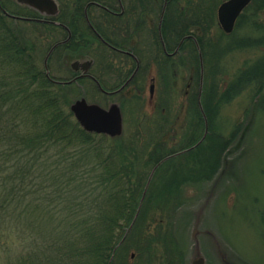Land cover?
Wrapping results in <instances>:
<instances>
[{"label":"trees","instance_id":"trees-1","mask_svg":"<svg viewBox=\"0 0 264 264\" xmlns=\"http://www.w3.org/2000/svg\"><path fill=\"white\" fill-rule=\"evenodd\" d=\"M89 1L109 6L118 2L70 0L71 13L64 7L57 19L69 25L71 36L51 55L63 47L74 52L73 47L77 46L89 50L95 47V41L103 57L105 52L123 56L112 47L133 51L139 58L140 68L130 86L135 84V94L141 95L152 60L161 74H165L173 58L165 53L159 39L163 0H143L146 4L144 21L138 8H128L115 15L110 10L119 9L114 7L105 10L89 6L87 15L92 27L84 15V6ZM6 3L0 0V5L10 13L35 16L11 10ZM192 4L193 0H167L161 33L167 52L173 51L183 36L194 35L207 66V58L216 49L213 28L219 29V24L216 14L209 11L202 15L203 9L199 12ZM20 9L28 10L24 6ZM148 17L153 21L148 23ZM10 19L0 8V254L7 259L4 264H133L127 258L131 246L137 247L132 242V233L147 219L144 209L153 201L150 195L157 188L156 182L163 178L159 183L161 196L156 202L161 200L162 211L170 213L171 205L183 193V186L190 178L193 181L213 178L228 148V139L213 129L222 101L219 84L209 79L216 73L212 71L214 64L209 67L211 72L205 73L201 93L208 122L204 142L158 165L137 220L113 253L135 215L152 168L166 156L190 148L200 138H189L188 145L173 149L165 129L169 118L159 103L155 105V118L142 123L135 117L136 124L129 133L111 137L84 130L66 109L59 89H55L58 84L45 75L32 37L35 33H31L32 36L22 33L17 21L10 23ZM38 24L42 26H39L40 31L48 30L51 34L64 30L54 24ZM180 50H186L181 61L188 58L191 65L192 76L187 83L191 86L189 107L203 125L196 99L199 87L192 89L199 63L195 41L185 39L176 54ZM73 54L90 55L82 52L70 55ZM133 68L132 62L126 74ZM261 73L264 74V69ZM193 123L198 124V120L195 118ZM247 129L248 126L243 132ZM44 162L49 164L39 172L37 166ZM165 218L167 226L163 230L168 234L171 218L170 215ZM160 221L157 226L163 227L164 222ZM14 240L19 245L18 250L12 248ZM166 254L171 256L169 249ZM145 255L150 264L151 248L140 250L139 258Z\"/></svg>","mask_w":264,"mask_h":264},{"label":"rangeland","instance_id":"rangeland-1","mask_svg":"<svg viewBox=\"0 0 264 264\" xmlns=\"http://www.w3.org/2000/svg\"><path fill=\"white\" fill-rule=\"evenodd\" d=\"M56 1L61 13L64 7H66L65 11L69 12L73 6L70 0ZM223 1L225 0H193L192 8L197 7L199 12L203 9L202 15L209 11L216 14L219 4ZM6 2L11 10L31 15L29 10L20 9L21 6L19 7L14 0H6ZM145 7L144 3L138 8L143 21ZM60 8H62L61 11ZM263 10L264 0H251L237 18L231 32L226 33L221 30L220 25L219 29L218 27L213 28L212 34L216 41V49L209 59L207 58L209 65L206 66L201 50L197 49L198 56L201 55L202 58V82L200 85L201 62L199 58L197 79L192 89L194 90L196 86L201 87L202 93L205 73L209 72L210 65L214 64L212 71L216 73H212L209 79L219 84L222 101L218 107L219 111L215 117L213 129L228 139V148L213 178L206 181H193V178H190L189 183L183 186L184 196L181 194L171 205L170 213L162 211L161 200L159 203L156 202L161 196L159 183L163 178L156 182L158 183L157 188L150 195L153 201L148 203L144 209L147 219L141 221L136 231L132 233L134 234L132 242L137 247L130 245L131 248L127 253L130 263L147 264L150 260L146 255L139 258V254L143 248H151L150 264H190L195 245L193 235L198 241L199 250L205 257L206 264H264V98L262 97L264 95V74L261 73L264 69ZM186 11L188 14L191 13L190 8ZM79 20L80 23L82 17ZM12 21L13 19H10V23ZM59 21L69 26L62 20L59 19ZM147 21L150 23L153 20L148 17ZM31 22L33 21L17 20L16 25L26 35L35 33L31 36L36 42L38 60L43 69V60L49 45L54 44L56 39L63 40L66 36L65 30L59 29L51 34L48 30L40 31L42 27L38 24L40 22L35 21L36 25ZM159 26L161 32V24ZM141 33L143 34L142 31ZM94 46L89 50L81 46L73 47L75 52L63 47L54 52L48 62L52 78L59 81L72 78L74 73L69 61L79 56L70 54L82 52L95 58L91 71L99 77L104 88L118 86L117 84L122 82L120 78L127 73L133 61L109 52H105L104 57L103 54L100 56L97 41ZM177 46L173 51L166 53L173 58L170 69H167L165 74H161L159 67L152 60L148 67L147 78L143 81L141 95L137 96L134 87L129 86V93L125 89L119 95L109 96L98 90L89 78L58 84L55 89H59L66 103V109L69 110L71 103L82 96L88 102H96L104 107L112 102H119L123 116L122 132L128 133L133 131L136 124L135 117L138 122L142 123L145 119L155 118V105L159 103L162 111L169 118L165 129L167 139L171 140L173 149L188 145L187 140L194 136L200 138L201 142L198 144H201L208 133V122L205 133V112L203 111L205 119L203 118L204 124L202 125L199 123V117L189 107L191 86L187 83L188 78L191 79L192 76L191 65L188 58L181 61L182 56L186 55V50L173 54ZM162 76L166 79L164 80ZM152 82L154 89L151 94L149 87ZM196 99L201 101L199 92ZM199 113L202 115L201 111ZM195 118L198 124L193 123ZM246 126L248 129L243 132ZM189 157H184V159H189ZM183 162L186 164L185 160ZM48 164L44 162L38 165V171L42 172ZM145 196L146 193L138 215ZM169 215L171 223L168 235L164 233L163 228L167 226L164 220H167L165 217ZM157 221L164 222L163 227L157 226ZM12 226H15V223ZM18 247V243L14 240L12 248L18 250ZM166 249L170 250L171 256L168 257ZM6 262L5 255L0 254V264Z\"/></svg>","mask_w":264,"mask_h":264},{"label":"water","instance_id":"water-1","mask_svg":"<svg viewBox=\"0 0 264 264\" xmlns=\"http://www.w3.org/2000/svg\"><path fill=\"white\" fill-rule=\"evenodd\" d=\"M16 1L20 4H24L26 6H29L33 9H35L36 11H38L39 13H41L43 15L53 16L58 12V4H57L56 0H16ZM250 2H251V0H225L218 6V8H217L218 23H219L220 27L226 33H229L233 30L237 17L239 16V14L243 11V9ZM165 7H166V0H164V4L162 7L161 16H160V21L163 17ZM2 10H3L4 14L9 15L11 17L21 18L24 20H32L31 18L19 17V16L12 15L3 8H2ZM263 17H264V10H263ZM64 27L68 30V28L65 25H64ZM187 37H193V36H191V35L184 36L180 40L178 47L180 46L182 41L184 39H186ZM68 38H69V36L65 40L59 41V42H56L55 44H53L50 47L49 51L47 52V54L44 58L43 65L45 68V73L48 77H49V69L47 66V61H48V57H49L50 53L53 51V49L57 45L65 42ZM160 38H161V41L163 42L161 35H160ZM77 56H79V57L70 60L69 64H70V68L72 70L80 71V74L78 76H76L75 78H73L69 81H59V80H55V79H52L49 77L51 79V81L55 82V83L64 84V83H70L71 81H73L74 79H76L78 77L90 76L88 74V71H89L91 64H92V58H90L89 56H86V55H77ZM200 62H201V64H200V66H201L200 85H201V82H202V58H201V55H200ZM127 82H128V80L125 83H127ZM99 86H100V84H99ZM153 89H154V84H151L150 85V93L151 94L153 93ZM200 91H201V87H200ZM199 104H200V101H199ZM70 110L73 113L76 121L80 124V126L88 132L103 133V134H107V135L113 137V136L120 135L123 131L122 114H121L120 107L117 103H112L108 107H103V106L99 105L98 103L88 102L86 100V98L82 96L79 99H76L73 103H71ZM206 132H207V122L205 119V133ZM199 142H201V140H199ZM186 150H182V151H179V152H176V153H173L171 155L166 156L165 158L160 160L152 168V170L149 174V177L147 179L142 197L140 199L139 206L135 212V215H134L131 223L127 227L124 236L119 241V243L116 245L113 253L115 252L117 247L120 244H122L126 235L128 234L131 227L133 226V224L137 218L140 205L142 204L144 195L147 191V187L150 183V180H151L153 173H154L155 169L157 168V166L160 165L164 160H166L170 157L176 156L177 154H179L183 151H186ZM192 238L194 239L195 245H194V251H193L192 257L190 258V264H205V257L203 256V254L199 250L198 241H197L195 236L193 237V235H192Z\"/></svg>","mask_w":264,"mask_h":264},{"label":"flooded vegetation","instance_id":"flooded-vegetation-1","mask_svg":"<svg viewBox=\"0 0 264 264\" xmlns=\"http://www.w3.org/2000/svg\"><path fill=\"white\" fill-rule=\"evenodd\" d=\"M89 2H91L89 5H87V3H86L85 6H84V15H85V13H87L88 7L89 6H92V5L93 6H96V7H99L101 9H105V10L110 9L109 7H114L115 9H119V11H112V10H110V12L112 14H115L116 15V14H122L125 9H128V8H140L144 4V1L143 0H118L117 4H115V6H109V5L101 4L100 2H97V1H89ZM28 10L35 15L33 17H35L37 19H40V20H43L42 23H45V24H54V25H56L58 23H62L58 19L54 18L56 16L51 17V16H46V15L40 14L39 12H37L36 10H34L33 8H28ZM20 17H22V16L20 15ZM85 20H87V19H85ZM164 46H165V42L162 45V47L164 48ZM112 49L115 50L116 52L122 54L123 57H127L129 60H132L133 61V64H134V68L132 69V71L129 74H125L123 77L120 78L121 79L120 81H122V82H120L119 84H117L118 86H116V87H107V89L104 88L103 87V83L99 79V77L91 71V68L93 67V64L95 63V58L94 57H92V64H91L90 70L88 72L90 74V77L89 76H85L84 78H86V79L89 78L90 80H92L94 82V84L97 86L98 90H100L101 92L105 93L106 95H109V96L110 95H112V96L115 95L116 96V95L121 94L123 92V90H125V89L129 93V91H130L129 86L131 85V82L133 81V78L135 77L136 73L138 72V70L140 68V61H139L138 56L133 51H130V50H121V49H117V48H114V47H112ZM164 50H165V53H167L166 48H164ZM176 52H174L173 54H175ZM73 73H74V75L72 76V78L75 77V76H77L78 74H80V71H77L76 70V71H73ZM127 80H128V82L125 83ZM98 83L101 85L102 88H100V86H99ZM121 86H122V88H121ZM133 87L134 88L136 87L135 84H134ZM119 88H121V89H119ZM107 92H111V93H107ZM116 103L119 104V102H117V101H116ZM119 106L121 108V105L120 104H119Z\"/></svg>","mask_w":264,"mask_h":264}]
</instances>
